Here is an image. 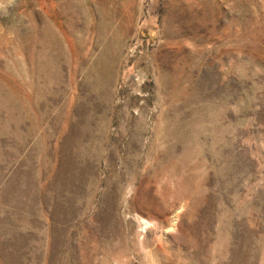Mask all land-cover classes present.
Listing matches in <instances>:
<instances>
[{
  "label": "rangeland",
  "instance_id": "obj_1",
  "mask_svg": "<svg viewBox=\"0 0 264 264\" xmlns=\"http://www.w3.org/2000/svg\"><path fill=\"white\" fill-rule=\"evenodd\" d=\"M0 264H264V0H0Z\"/></svg>",
  "mask_w": 264,
  "mask_h": 264
}]
</instances>
